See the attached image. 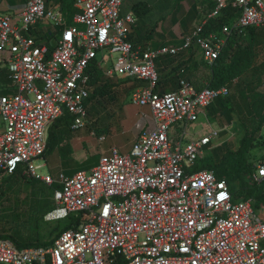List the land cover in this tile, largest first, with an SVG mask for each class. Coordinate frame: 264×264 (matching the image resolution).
Returning <instances> with one entry per match:
<instances>
[{
    "label": "built area",
    "instance_id": "obj_1",
    "mask_svg": "<svg viewBox=\"0 0 264 264\" xmlns=\"http://www.w3.org/2000/svg\"><path fill=\"white\" fill-rule=\"evenodd\" d=\"M125 1L75 0L72 25L60 2L27 0L18 15L0 11V50L7 53L15 89L0 96V173L21 171L56 185L49 221L84 214L49 246L21 247L0 238V263L264 264V205L257 213V198L236 197L227 178L212 168L195 169L221 130L193 139L188 125L228 96L229 85L198 89L180 78L177 90H157V59L195 49L212 64L231 34L246 36L247 28L264 26V0H216L215 10L181 45L158 48L132 41L138 19L132 10L122 14ZM230 2L238 9L236 20L208 30ZM40 22L59 28L46 42L34 32ZM94 60L106 76L122 73L147 82L133 91L132 104L151 109L154 127L142 129L127 152L112 147L90 171L55 179L37 160L47 152L50 127L65 111L75 115L73 130L86 125ZM252 179L264 181V161Z\"/></svg>",
    "mask_w": 264,
    "mask_h": 264
},
{
    "label": "rangeland",
    "instance_id": "obj_2",
    "mask_svg": "<svg viewBox=\"0 0 264 264\" xmlns=\"http://www.w3.org/2000/svg\"><path fill=\"white\" fill-rule=\"evenodd\" d=\"M51 1L60 2L58 0ZM62 2L64 7L69 2L68 10L67 7L66 10L62 9L66 13L68 23L72 25L77 12L74 0H62ZM136 4L138 8L140 7V13L136 12ZM216 6V0H126L122 7V14L129 10L136 14L138 22L132 37L139 43L144 45L151 43L152 45L179 44L186 35H190L194 31L196 25L207 14L215 10ZM58 29L55 23L40 22L35 26L34 32H37L36 35L43 37L42 40L46 42L51 39L49 32ZM256 29V37L253 41L256 54L254 66L243 76L230 83L229 104L226 105L230 109V113H218L216 117L211 118L212 124L207 122V119L204 118L205 115H201L198 120L188 125L190 138L193 139L209 134L215 128L221 130L219 137L214 138L212 142V145L220 143V148L211 149L205 146L198 164L219 162L220 169L225 172L226 177L234 175L246 160L242 154L235 155L233 152L227 153V151L236 152L245 138L252 139L246 153L247 163L251 165V168H248L240 178L244 183L240 182V179L233 181L236 188L241 187L240 195L243 196L245 191L251 187L258 192L264 189V184L258 185L252 179L257 165L260 161H264V121L261 122L260 119L264 113V26ZM251 42L252 37L249 31L244 38L243 45ZM182 53L169 62H166V59L173 57L165 56L157 59L158 69L161 63L166 62V65L170 66L173 62L181 60ZM191 54L194 59V63L191 65L192 79L195 85L202 87L209 83L210 64L202 58L199 50L191 52ZM169 81L160 82L157 90L165 88ZM105 82L113 84V98L97 97L93 103L86 104L87 116L84 127L73 130L71 128L72 121L68 118L48 131V151L44 157L37 160V163H46V166L41 169L42 172H48L57 179L61 173L72 176L77 171H90L100 157L108 153L112 147L123 151L125 144L133 136L137 126L139 127V120L145 123L142 128L154 127L152 114L149 115L143 107L132 104L134 85L141 84V81L127 78L122 73H118L113 76L103 75L101 85ZM144 83L147 84L146 81ZM223 103H226V99L220 98L208 110L214 111L220 108ZM132 117H138L137 122L134 120L129 123ZM177 130V128L173 129L174 133ZM90 134L93 141H86L83 143V147L79 148L80 137H89ZM175 135L177 134L173 135L174 141L177 139ZM101 136H104L105 139L99 140ZM7 176L9 175L6 173H0V184ZM8 186H6L5 194L0 193V234L12 235L19 242H50L62 227L63 224L60 223H64L66 220L61 219L60 223L49 221L47 218L50 212L43 217L37 216L29 219L27 215L33 212V203L31 197H27V195L35 193L42 198L43 194L34 185L24 182L13 187ZM46 194L49 195V198H45V200L50 201V205L56 207L53 190L50 192L47 189L44 191V195ZM250 197L256 198V196L247 198ZM261 207L260 203L255 208L257 213H261Z\"/></svg>",
    "mask_w": 264,
    "mask_h": 264
},
{
    "label": "trees",
    "instance_id": "obj_3",
    "mask_svg": "<svg viewBox=\"0 0 264 264\" xmlns=\"http://www.w3.org/2000/svg\"><path fill=\"white\" fill-rule=\"evenodd\" d=\"M50 1V0H49ZM62 3V8H64L66 10H68V6H69V2L66 4V7L63 6V2L62 0H58ZM75 1V0H74ZM140 6V5H139ZM135 9L137 13H140V7L138 8L137 4L135 5ZM66 15V13H65ZM238 9H236L232 3H228L227 7H225L220 16L214 19H211L209 21L208 30L211 29H217L220 30L222 29V27L226 24H232L236 18L238 17ZM67 20V19H66ZM68 23V20H67ZM74 23V22H73ZM69 24V23H68ZM70 25V24H69ZM258 27H249L247 28V34L249 33V31L251 32V37H252V42L250 44H245L243 45V41L244 38L247 36H239L237 33H233L228 37V45L222 50V52L220 53L219 57L212 63L210 64V70H211V74H210V79H209V83H207L206 85H209L211 87H219L222 85H229L230 87V83L233 82L234 80L240 78L241 76H243L245 73H247L253 66H254V61H255V44H254V40H255V35L257 32ZM50 35V34H49ZM43 39V37H41ZM155 47H158V45H155ZM193 49H190V52ZM195 52V51H194ZM180 55V54H179ZM177 55V56H179ZM177 56H170V57H177ZM182 64V63H181ZM180 64V66H181ZM180 69V68H179ZM89 74L91 75V83L95 86V89L93 90V92L91 93V95L89 96V98L87 99V103H93L94 99L97 97H111L112 96V83L109 82H105L101 85V81H102V76L105 75L104 70L102 69V66L100 65L99 60H94L91 64V66L88 69ZM160 74V73H159ZM169 77L168 75L165 76H161L160 74V82H164L165 80H167ZM186 78V77H185ZM188 80V78H186ZM138 81V80H137ZM140 82V81H139ZM146 83H144V81H141V84L134 85V90L142 85H145ZM196 87L198 89L202 88L200 86ZM133 90V91H134ZM230 95V94H229ZM229 95L226 97H221L226 99V103H223V105L220 108L215 109L214 111H211L212 113H215V115H217L218 113H230V109L227 108L226 105L229 104ZM220 99V98H219ZM218 100V99H217ZM210 107V106H209ZM61 118H63V120H66L69 118L70 121H72V124L75 120V115L71 114L68 111H65V113L57 120L58 123L62 122L63 120H61ZM261 122L264 121V113L260 116ZM60 120V121H59ZM56 121V122H57ZM54 122V123H56ZM53 123V124H54ZM252 142V139L249 138H245L240 146V148L234 152L231 150H228L227 153L229 152H233L235 155L238 154H242L245 156V164L243 166H241L239 169H237V172L234 173V175H232L231 177H226L225 176V172L222 171V169H220L221 164L219 162L215 163V164H211V163H199L198 164V160L196 163V169H203V168H212L216 171L217 175L219 177H226L229 184L231 185L232 190L234 191V193L236 194V197L238 196H243L240 195V190L241 187L236 188L234 186L233 181L236 179H240L242 178V175L247 172V169L251 168V165L249 163H247V158H246V153L250 147V144ZM250 143V144H249ZM218 148V147H217ZM220 148V147H219ZM48 150V149H47ZM256 171V170H255ZM14 179V180H11ZM20 182H24V183H28L30 185H34L36 187V189L38 191H40L44 197H40L38 196V194H28L27 197H31L32 199V213H29L27 215V217L29 219L34 218V217H43L46 213L52 211L55 207H53L52 205H50V201H46L45 198H49V195H44V191H46L47 189L50 190V192H52L53 190V197H54V186H48L46 184H41L40 181L35 180V179H31L29 177H27L26 175H24L21 171H17L14 172L13 174L7 176L4 180L3 183L0 184V193L1 194H5L6 193V186L9 185L11 187L16 186V185H20ZM240 182H243V180L240 179ZM242 184V183H241ZM264 181L260 184L263 185ZM256 185V184H255ZM259 185V184H258ZM8 186V187H9ZM239 190V191H238ZM245 197L248 196H256V198L258 199L259 202H264V189L263 191H254L252 189V187L250 189H247L245 191ZM258 202V205H259ZM84 214L81 213L79 215H75V214H70L68 217L63 218L66 220V222L64 223H60L59 221H61V219L59 220H55L58 221L60 224H63L62 227L60 228V230L54 235V237L52 238V240L48 243L45 242H41V241H37V242H19L15 237H13L12 235H2L0 234V238H9L11 240H13L18 246L21 247H28V246H49L54 242V239L64 230H67L75 225H78L81 222V218Z\"/></svg>",
    "mask_w": 264,
    "mask_h": 264
},
{
    "label": "crops",
    "instance_id": "obj_4",
    "mask_svg": "<svg viewBox=\"0 0 264 264\" xmlns=\"http://www.w3.org/2000/svg\"><path fill=\"white\" fill-rule=\"evenodd\" d=\"M26 1L27 0H2V2L0 4V11L4 12V13H10V14H13V15H18L21 12V10L24 8ZM50 2H53V1L50 0ZM54 3H56V2H54ZM61 6H62V3H61ZM135 29H136V27H135ZM135 29H134V31H135ZM134 31L131 34L132 41L135 44H137V45H144L143 43L142 44L139 43L136 39H134L132 37L133 34H134ZM182 43H183V40H181L180 43L176 44V45H181ZM167 44H162V45L158 44V47H161V46L167 45ZM152 46L155 47V45H152ZM158 47H155V48H158ZM192 51L194 52V51H197V50L193 49ZM182 55L183 56H182L181 60L173 62L170 66H167L166 62L173 61L175 59V57L166 59V62L165 63H161V65L159 66L158 71L161 74V76L163 77L165 75H168V77H169L167 79L168 81L172 79V81H169L165 85V88H163L162 90H158L159 92H170V91L177 90L178 87H179V79L180 78H185V77L188 78V80L191 81L195 85V83H194V81L192 79L193 76H192V72H191V65L194 63V59H192V57H191L192 54H191L190 51H184L182 53ZM180 64H181V66H180ZM195 65H197V63H195ZM13 93H15V89L12 86L11 81H10V77H9V70H8V67H7V53L0 50V96L10 95V94H13ZM208 108L205 111L206 114H205L204 118L207 119L208 123L212 124L210 122V120H211V118L213 119L214 117H216V115H215V113H212L211 111H209ZM143 109H144V111L147 114H149V115H150V113L152 114V111H151V109L149 107H143ZM61 120H63V118H61ZM134 120H136V122H137L138 117H135V118L132 117L131 120L129 121V123L133 122ZM138 122H139V127L137 126L136 131H134L133 136L130 137V139L127 141V144H125V147L123 148L122 152H127L128 150H130V148L132 146V143L135 140V138L137 137V135L140 133V131L142 129L145 128V127L142 128L143 126H145V123L143 121L139 120ZM56 125H59L58 121L56 123H54L52 125V127H50L49 131H51V129L54 126H56ZM71 125H72V122H71ZM2 129H3V123H2V120H1V117H0V130H2ZM80 140L81 141H80V144L78 146H79V148H82L83 147V143H85L86 141L87 142L93 141V137L90 134L89 137L88 136L80 137ZM219 144L220 143H217V144L213 145V149H216L217 147H219L220 146ZM48 148H49V145H48ZM260 203L261 202H259V204ZM261 204L264 205L263 202Z\"/></svg>",
    "mask_w": 264,
    "mask_h": 264
},
{
    "label": "bare ground",
    "instance_id": "obj_5",
    "mask_svg": "<svg viewBox=\"0 0 264 264\" xmlns=\"http://www.w3.org/2000/svg\"><path fill=\"white\" fill-rule=\"evenodd\" d=\"M55 221V220H54Z\"/></svg>",
    "mask_w": 264,
    "mask_h": 264
}]
</instances>
